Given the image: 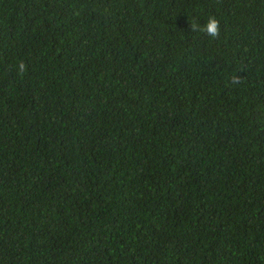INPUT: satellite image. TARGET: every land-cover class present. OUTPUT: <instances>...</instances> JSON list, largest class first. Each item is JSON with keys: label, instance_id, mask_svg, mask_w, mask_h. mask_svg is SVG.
<instances>
[{"label": "trees", "instance_id": "16d2710c", "mask_svg": "<svg viewBox=\"0 0 264 264\" xmlns=\"http://www.w3.org/2000/svg\"><path fill=\"white\" fill-rule=\"evenodd\" d=\"M0 264H264V0H0Z\"/></svg>", "mask_w": 264, "mask_h": 264}, {"label": "clouds", "instance_id": "9594fccd", "mask_svg": "<svg viewBox=\"0 0 264 264\" xmlns=\"http://www.w3.org/2000/svg\"><path fill=\"white\" fill-rule=\"evenodd\" d=\"M190 28L192 32L202 33L211 39H216L219 36L220 24L214 16H209L203 25L194 20L191 23ZM15 67L17 73L19 75H23L26 72L28 66L23 61H20ZM233 82H236L235 79H233Z\"/></svg>", "mask_w": 264, "mask_h": 264}]
</instances>
